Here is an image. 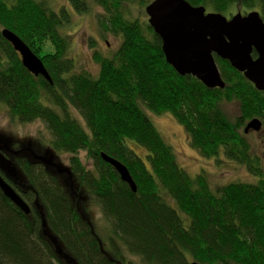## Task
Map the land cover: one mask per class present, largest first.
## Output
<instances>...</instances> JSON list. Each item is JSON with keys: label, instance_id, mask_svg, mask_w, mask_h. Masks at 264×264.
I'll list each match as a JSON object with an SVG mask.
<instances>
[{"label": "trees", "instance_id": "trees-1", "mask_svg": "<svg viewBox=\"0 0 264 264\" xmlns=\"http://www.w3.org/2000/svg\"><path fill=\"white\" fill-rule=\"evenodd\" d=\"M65 1L54 10L49 0H0V105L11 122L44 126V147L67 155L78 184L72 204L44 167L19 164L30 213L0 192V264H264V166L244 134L257 118L264 136V91L216 57L223 88L179 76L141 16L152 0ZM186 1L226 17L256 10L264 20V0ZM93 7L102 11L98 33L119 40L111 57L92 54L95 77L74 72L65 32L72 14ZM2 29L41 60L51 83L22 66ZM231 104L232 116L223 110ZM146 112L171 116L204 159L235 163L257 180L211 187L204 173L190 175ZM101 153L127 168L134 192ZM42 220L65 251L43 236Z\"/></svg>", "mask_w": 264, "mask_h": 264}, {"label": "water", "instance_id": "water-1", "mask_svg": "<svg viewBox=\"0 0 264 264\" xmlns=\"http://www.w3.org/2000/svg\"><path fill=\"white\" fill-rule=\"evenodd\" d=\"M147 24L161 40V51L166 63L179 76L189 75L196 78L207 88H223L215 58L227 61L231 68L240 72L256 90L264 91V20L256 10L245 14L236 12L229 17L219 13L206 12L203 6H192L186 0H152L144 7ZM2 37L11 44L20 56L22 66L34 76H42L51 83L41 60L14 33L1 30ZM255 54V57L252 54ZM261 122L254 118L244 127V134L249 131L259 132ZM0 142L2 139L0 137ZM103 162L109 164L117 172L120 180L134 192L136 190L127 168L111 157L100 154ZM47 165L65 175V182L73 185V174L61 162L53 163L55 153L46 151L44 157ZM4 171L15 176L25 184L22 172L4 160ZM51 175L53 173H50ZM0 192L10 202L29 215L30 207L20 194L0 176ZM43 236L56 247L64 249L63 244L49 230L42 220ZM68 259V255L63 256ZM198 264V263H192Z\"/></svg>", "mask_w": 264, "mask_h": 264}, {"label": "rangeland", "instance_id": "rangeland-1", "mask_svg": "<svg viewBox=\"0 0 264 264\" xmlns=\"http://www.w3.org/2000/svg\"><path fill=\"white\" fill-rule=\"evenodd\" d=\"M50 6L54 10L64 4L65 0H49ZM235 14V12H233ZM102 14V11L97 8H92L90 13L83 15L72 14L70 17V24L67 26L65 32L70 36L69 48L67 55L71 57L75 63L74 72L85 71L92 77H95L98 72V66L92 59V54L96 52L103 57H111L119 46V40L108 35H100L97 30L96 17ZM141 16L146 20V15L143 12ZM48 44L43 48L42 54L48 52ZM224 112L230 116L236 113V106L223 105ZM150 117L155 127L166 140V142L176 152L179 164L184 167L190 175L204 173L207 181L211 187L225 185L226 183L238 181L243 183L255 182L257 178L251 177L245 169L239 167L235 163H216L212 159H204L195 150L188 145V136L186 135L183 127L178 124L169 115L155 116L150 112H146ZM0 134L8 136L11 139L14 138H49L44 126L40 122H33L27 124H18L11 122L7 115L6 109L0 105ZM248 140L253 147L254 153L257 154L261 159L264 166V136L259 132L249 131ZM26 142V141H25ZM130 144L133 145L132 150ZM127 146L135 152L140 158L145 159L143 151L136 147L132 142H127ZM136 148H135V147ZM80 156H84L80 153ZM62 163L67 166V155H61ZM87 168H90V162L84 161ZM50 171L53 167L45 164ZM56 171V170H55ZM20 183H22L20 181ZM65 184V181H63ZM70 185V184H69ZM22 187L26 188L22 185ZM62 187V186H60ZM64 187V186H63ZM21 188V187H20ZM67 192L65 194L71 199L72 204L75 201V195L72 188L68 186L64 187ZM72 192V193H71ZM84 203L76 206L79 211L84 209ZM89 214L92 215V220L99 219V212L95 206L90 204ZM87 208V209H88Z\"/></svg>", "mask_w": 264, "mask_h": 264}, {"label": "flooded vegetation", "instance_id": "flooded-vegetation-1", "mask_svg": "<svg viewBox=\"0 0 264 264\" xmlns=\"http://www.w3.org/2000/svg\"><path fill=\"white\" fill-rule=\"evenodd\" d=\"M0 137L2 139V142H0V176L3 179H5L16 190L22 198V194L29 191V186L27 185V181H25V185H24L20 183V181L15 176L10 175L7 171H4V167L7 166V165H4V160L8 161L17 170L20 168L19 164H23L25 166L26 165L40 166L42 168L44 167L43 169L45 170L44 162L42 161V159H40V157H44L48 149L44 147V144L42 143L40 138H29V137L28 138H24V137L14 138L13 137L11 139L10 137L4 136L3 134L2 135L0 134ZM61 155L62 154H56V158L58 160H54L52 164L58 163L59 161L62 162L60 159ZM63 164L66 165L65 163ZM55 170L56 169L53 167L48 173H53L52 175L50 174L49 175L53 176L56 179L58 184L62 186V189L64 190V193H65L67 192V190L64 187L68 186L69 188H71V186L66 182L64 184L63 181H65L64 180L65 175L57 173ZM72 182H73V188L77 189L78 184L74 177H72ZM22 185L25 186L26 188L22 187Z\"/></svg>", "mask_w": 264, "mask_h": 264}, {"label": "bare ground", "instance_id": "bare-ground-1", "mask_svg": "<svg viewBox=\"0 0 264 264\" xmlns=\"http://www.w3.org/2000/svg\"><path fill=\"white\" fill-rule=\"evenodd\" d=\"M238 12V11H237ZM236 13V12H235ZM48 174H50V173H48ZM51 175V174H50ZM58 238V237H57ZM58 240H59V238H58ZM60 241V240H59Z\"/></svg>", "mask_w": 264, "mask_h": 264}]
</instances>
